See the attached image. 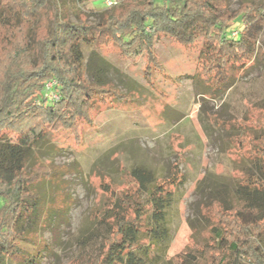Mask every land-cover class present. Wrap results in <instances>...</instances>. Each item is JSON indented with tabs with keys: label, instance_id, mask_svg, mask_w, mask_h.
I'll return each instance as SVG.
<instances>
[{
	"label": "trees",
	"instance_id": "obj_1",
	"mask_svg": "<svg viewBox=\"0 0 264 264\" xmlns=\"http://www.w3.org/2000/svg\"><path fill=\"white\" fill-rule=\"evenodd\" d=\"M89 1L98 0H0V264L41 259L40 249L28 250L23 242L35 244L28 237L41 227L35 220L44 205L38 185L54 175L33 161L46 133L65 131L79 140L80 124L92 122L98 103L126 99L104 80L107 64L87 78L82 45H111L124 59L144 58L147 80L151 70H163L158 40L194 47L201 76L216 93L232 87L234 73L264 66L262 3L244 0L231 9L229 0H110L91 23L77 7ZM50 81L57 83V99L45 87ZM243 133L232 136L248 145L239 162L232 160L234 166L247 163L236 169L237 187L203 205L205 227L191 228L180 253L167 259L172 211L185 178L178 164L164 177L137 166L123 172L129 187L104 186L108 199L96 219L104 230L96 234L99 253L88 264H264V127Z\"/></svg>",
	"mask_w": 264,
	"mask_h": 264
},
{
	"label": "rangeland",
	"instance_id": "obj_2",
	"mask_svg": "<svg viewBox=\"0 0 264 264\" xmlns=\"http://www.w3.org/2000/svg\"><path fill=\"white\" fill-rule=\"evenodd\" d=\"M241 1L229 0V7ZM107 6L106 0H98L77 7L89 14V22L97 23ZM71 19L75 21L72 14ZM82 49L91 68L87 78L107 64L104 80L126 99L98 103L92 122L80 124L79 140L69 132H48L35 148L33 161L50 166L54 175L38 185L44 205L35 220L41 227L38 235L28 237L34 246L23 245L42 251L39 264H88L99 253L96 234L104 230L96 220L108 199L104 186L129 187L123 172L133 167L164 177L178 164L185 182L172 211L169 259L190 243L191 228L205 227L203 205L237 187L241 175L236 169L247 163L234 166L232 160L239 162L248 145L246 139L232 142V136L255 134L258 125L264 127V112L248 108H264V66L234 73L232 87L216 93L201 76L196 48L167 38L155 45L163 70H151L149 80L144 58L124 59L111 45L88 44Z\"/></svg>",
	"mask_w": 264,
	"mask_h": 264
},
{
	"label": "built area",
	"instance_id": "obj_3",
	"mask_svg": "<svg viewBox=\"0 0 264 264\" xmlns=\"http://www.w3.org/2000/svg\"><path fill=\"white\" fill-rule=\"evenodd\" d=\"M106 2H107V5H108V6L112 4V2H111L110 0H106ZM232 35H233V36H236V32H233ZM56 84H57L56 81H50V82H48V83L46 84V86H45L46 89L49 91V97H50L51 99H57V98H58V97H57V94H56L55 92L52 91L53 87H54Z\"/></svg>",
	"mask_w": 264,
	"mask_h": 264
}]
</instances>
